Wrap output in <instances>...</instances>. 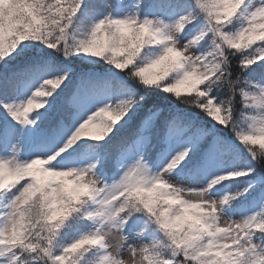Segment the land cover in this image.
I'll list each match as a JSON object with an SVG mask.
<instances>
[{
    "label": "snow or ice",
    "instance_id": "snow-or-ice-1",
    "mask_svg": "<svg viewBox=\"0 0 264 264\" xmlns=\"http://www.w3.org/2000/svg\"><path fill=\"white\" fill-rule=\"evenodd\" d=\"M0 264H264V0H0Z\"/></svg>",
    "mask_w": 264,
    "mask_h": 264
},
{
    "label": "trees",
    "instance_id": "trees-1",
    "mask_svg": "<svg viewBox=\"0 0 264 264\" xmlns=\"http://www.w3.org/2000/svg\"><path fill=\"white\" fill-rule=\"evenodd\" d=\"M228 187H230V191H233L235 189V185H228Z\"/></svg>",
    "mask_w": 264,
    "mask_h": 264
},
{
    "label": "rangeland",
    "instance_id": "rangeland-1",
    "mask_svg": "<svg viewBox=\"0 0 264 264\" xmlns=\"http://www.w3.org/2000/svg\"><path fill=\"white\" fill-rule=\"evenodd\" d=\"M192 182H193V181L189 180V183H192ZM221 194H223V192H222Z\"/></svg>",
    "mask_w": 264,
    "mask_h": 264
}]
</instances>
